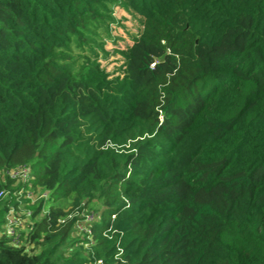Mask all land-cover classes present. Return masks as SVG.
I'll return each instance as SVG.
<instances>
[{
    "label": "trees",
    "instance_id": "trees-1",
    "mask_svg": "<svg viewBox=\"0 0 264 264\" xmlns=\"http://www.w3.org/2000/svg\"><path fill=\"white\" fill-rule=\"evenodd\" d=\"M107 1L0 0V264H264V0H125L114 80L66 60Z\"/></svg>",
    "mask_w": 264,
    "mask_h": 264
},
{
    "label": "rangeland",
    "instance_id": "rangeland-1",
    "mask_svg": "<svg viewBox=\"0 0 264 264\" xmlns=\"http://www.w3.org/2000/svg\"><path fill=\"white\" fill-rule=\"evenodd\" d=\"M143 25L144 16L125 0H108L102 17L90 26L85 39L70 44L66 60L70 61L74 72L89 63L98 65L110 80L122 79L126 66L125 51L140 36ZM92 209L100 211L101 204H95Z\"/></svg>",
    "mask_w": 264,
    "mask_h": 264
},
{
    "label": "built area",
    "instance_id": "built-area-1",
    "mask_svg": "<svg viewBox=\"0 0 264 264\" xmlns=\"http://www.w3.org/2000/svg\"><path fill=\"white\" fill-rule=\"evenodd\" d=\"M6 174H8L13 179L30 181L31 170H30L29 166L21 165V166H17L15 168H12V169L6 171ZM5 194H6V192L4 189L0 190V199L3 198L5 196ZM27 196H30V197L32 196L31 190L28 191ZM82 216H83V218L76 222V228L83 233H87L88 236H90L89 238L91 239L93 223H94V221H96L100 218V213H99V211H91V212H87V213L83 214ZM17 221L18 220L16 217L10 215L8 218V223L6 225V232L12 238V242L14 244H19V241H20V236H19V233L16 229V222Z\"/></svg>",
    "mask_w": 264,
    "mask_h": 264
}]
</instances>
